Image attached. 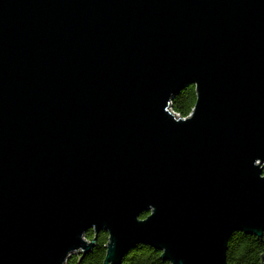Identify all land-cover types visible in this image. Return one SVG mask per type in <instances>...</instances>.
<instances>
[{
  "label": "water",
  "instance_id": "1",
  "mask_svg": "<svg viewBox=\"0 0 264 264\" xmlns=\"http://www.w3.org/2000/svg\"><path fill=\"white\" fill-rule=\"evenodd\" d=\"M100 232L102 264H228L262 236L264 0H0V264Z\"/></svg>",
  "mask_w": 264,
  "mask_h": 264
},
{
  "label": "trees",
  "instance_id": "2",
  "mask_svg": "<svg viewBox=\"0 0 264 264\" xmlns=\"http://www.w3.org/2000/svg\"><path fill=\"white\" fill-rule=\"evenodd\" d=\"M195 103V91L192 85L185 87L171 99V110L182 117L187 116ZM146 214H142L144 218ZM93 237L92 231L85 235L87 240ZM107 233L100 232L94 247L84 256L72 254L65 264H102L105 255ZM264 252V232L260 238L240 232L231 234L226 250L228 264H261L260 255ZM120 264H168L160 258V251L139 244L130 250Z\"/></svg>",
  "mask_w": 264,
  "mask_h": 264
},
{
  "label": "built area",
  "instance_id": "3",
  "mask_svg": "<svg viewBox=\"0 0 264 264\" xmlns=\"http://www.w3.org/2000/svg\"><path fill=\"white\" fill-rule=\"evenodd\" d=\"M175 113V112H174ZM176 115H178L177 113H175Z\"/></svg>",
  "mask_w": 264,
  "mask_h": 264
}]
</instances>
